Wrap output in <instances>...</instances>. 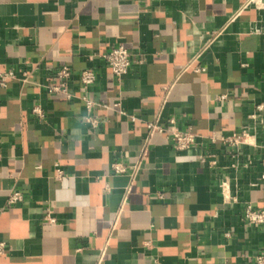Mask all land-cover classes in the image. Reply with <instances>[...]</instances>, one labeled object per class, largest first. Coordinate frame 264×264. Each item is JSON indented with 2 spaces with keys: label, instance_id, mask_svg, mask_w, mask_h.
Listing matches in <instances>:
<instances>
[{
  "label": "crops",
  "instance_id": "crops-1",
  "mask_svg": "<svg viewBox=\"0 0 264 264\" xmlns=\"http://www.w3.org/2000/svg\"><path fill=\"white\" fill-rule=\"evenodd\" d=\"M249 1L0 0V70L18 75L0 87V264H256L264 225L244 214L264 209V8ZM120 45L133 63L118 81L101 55ZM65 65L91 111L48 91ZM160 110L197 143L154 134L133 178ZM244 128L255 144L211 139Z\"/></svg>",
  "mask_w": 264,
  "mask_h": 264
},
{
  "label": "built area",
  "instance_id": "built-area-1",
  "mask_svg": "<svg viewBox=\"0 0 264 264\" xmlns=\"http://www.w3.org/2000/svg\"><path fill=\"white\" fill-rule=\"evenodd\" d=\"M255 5L258 8H264V0H250L247 3L248 5ZM255 33L263 34L264 35V27L263 28H256L254 30ZM107 62L108 66L112 70L113 74L115 75L118 81H121L126 74L130 72L133 60H132V53L131 51L123 46H116L112 48L110 51L105 52L101 55ZM196 62V58L188 65L191 67L193 63ZM197 71L205 70L203 66H195ZM25 81L27 80V73L24 74ZM57 77L59 82L56 84H51L47 86V89L51 93H63L67 98H72L75 96H80L85 102L87 108L91 111L95 105V102L90 99L87 95H79L77 93H73L69 89V81L72 77V70L69 66H62L57 71ZM18 75L14 70H0V87H6L8 84V80L17 79ZM81 82L84 88H89L93 85L97 79V75L94 69L86 68L81 72L80 75ZM114 110L118 111L119 113H125L122 105L120 102H116L113 105ZM264 104L257 105V111H263ZM35 113L39 114V116H44V111L40 106H36L34 108ZM256 117V114H253ZM87 120L92 123L93 125H97L98 120L89 115ZM148 129V137L141 145L140 151V159L135 165L132 176L133 178L136 176L137 172L142 167L143 161L147 158L149 154V145H150V137L156 133H163L166 134L167 137L173 142L175 148L177 149H186L190 146L197 143L198 134L191 128L182 129L180 126L177 125L175 118L169 119V125L165 124L162 121V111L160 110L155 115L152 121L147 123ZM211 139L213 142L221 141L224 144H228L231 146L242 147L243 145L255 144L253 140V135L250 131L246 128L239 132H234L231 135H222V136H215L212 135ZM115 169L117 172H126L127 169L120 164H115ZM58 175L62 176L63 172L58 169ZM225 185V184H223ZM226 188V186L224 187ZM130 189V188H129ZM25 199V194L16 189H12L8 196V202L10 204L22 202ZM46 218L50 221H54L55 219L51 216V211L48 210ZM244 219L251 225L254 226H262L264 225V209H259L254 207L252 204H248L245 208ZM10 250V245L8 242L0 237V256L5 255ZM256 264H264V253L258 254L256 257Z\"/></svg>",
  "mask_w": 264,
  "mask_h": 264
}]
</instances>
